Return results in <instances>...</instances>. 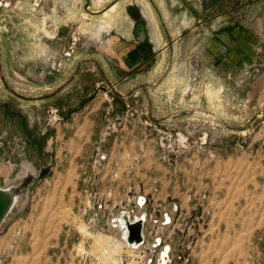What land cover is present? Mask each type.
<instances>
[{
	"label": "rangeland",
	"instance_id": "rangeland-1",
	"mask_svg": "<svg viewBox=\"0 0 264 264\" xmlns=\"http://www.w3.org/2000/svg\"><path fill=\"white\" fill-rule=\"evenodd\" d=\"M219 175L264 189V0H0L2 264H264V218L242 257L209 246Z\"/></svg>",
	"mask_w": 264,
	"mask_h": 264
},
{
	"label": "crops",
	"instance_id": "crops-1",
	"mask_svg": "<svg viewBox=\"0 0 264 264\" xmlns=\"http://www.w3.org/2000/svg\"><path fill=\"white\" fill-rule=\"evenodd\" d=\"M220 186H222V180L220 182L219 175L215 182L216 188L211 193L210 197V201H212L214 205L212 213L215 216L213 217V221L214 219L215 223L217 221V223H214L211 228L215 230L217 229L216 226L219 228L222 226L226 230L220 238L216 237V240L211 237L209 239V246H223V250L226 251V253H229L227 255L239 258L243 256V245L246 240H249L248 238L251 236L253 237L254 231L256 232V230H258L257 228H259L258 225L263 223L264 189H258L254 191L252 196H250L248 193H243L242 191L237 190V188H233L232 191L228 189L225 193ZM240 197L245 201L244 204H249V208H254L253 214H251L249 223L246 226L243 225L242 214H240L238 210L239 208H237L240 207ZM10 229L7 234L11 231ZM210 233L212 235V232ZM210 251L211 253L208 255L210 257H206V254L204 253L205 250L200 252V256L203 255L206 258H204L203 261L198 258L195 264H214L215 256L212 255L214 254V251L211 248ZM230 257L228 256L227 258Z\"/></svg>",
	"mask_w": 264,
	"mask_h": 264
},
{
	"label": "water",
	"instance_id": "water-1",
	"mask_svg": "<svg viewBox=\"0 0 264 264\" xmlns=\"http://www.w3.org/2000/svg\"><path fill=\"white\" fill-rule=\"evenodd\" d=\"M17 190L14 188L2 189L0 188V227L4 222L6 216L10 212L15 199L17 198ZM173 211H176V206H173ZM115 219V227L118 228L120 233V238L127 246L131 249H137L144 242V215L139 217H133L132 221L130 216L126 211H121ZM156 242H159L157 240ZM170 247L167 245L164 247L163 251L160 254L159 264H166L169 261L168 252Z\"/></svg>",
	"mask_w": 264,
	"mask_h": 264
},
{
	"label": "built area",
	"instance_id": "built-area-1",
	"mask_svg": "<svg viewBox=\"0 0 264 264\" xmlns=\"http://www.w3.org/2000/svg\"><path fill=\"white\" fill-rule=\"evenodd\" d=\"M144 198H142V197H138V199H137V201H136V204H137V206H140L141 208L142 207H144ZM143 209V208H142ZM129 212V211H128ZM173 212H175V211H173ZM129 214V213H128ZM141 215H144V218H145V223H144V229H143V232H144V242H143V244H141V246L140 247H142V246H144V244L146 243V232H145V225H146V223H147V216H146V213L143 211V212H141L139 215H133L132 216V218L133 217H139V216H141ZM129 216H130V214H129ZM163 218H162V220L159 222L160 224H161V226H166V225H169L170 223H172L171 221H172V218L170 217V214H168L167 212H164V214H163V216H162ZM131 218V217H130ZM115 229H117V231H118V228L117 227H114ZM121 239V238H120ZM157 240H159V242H156ZM159 243H160V237H156L155 238V240L151 243V246H149L150 247V251L151 252H153V248H154V246L156 247V246H158L159 245ZM168 245V244H167ZM167 245H164L163 246V248L161 249V251L159 252V254L157 255V257H156V263L157 264H159V262L161 261L160 259V254H161V252L163 251V249H164V247L165 246H167ZM139 247V248H140ZM138 249V248H137ZM152 261H153V259L151 258V257H148V263H152ZM169 263H171V260L169 259V261L166 263V264H169ZM0 264H2V260L0 259Z\"/></svg>",
	"mask_w": 264,
	"mask_h": 264
},
{
	"label": "bare ground",
	"instance_id": "bare-ground-1",
	"mask_svg": "<svg viewBox=\"0 0 264 264\" xmlns=\"http://www.w3.org/2000/svg\"><path fill=\"white\" fill-rule=\"evenodd\" d=\"M131 221H132V218L130 219ZM118 246H121V249H125L126 251H124L126 254H130V255H132L133 253H134V251H135V249L133 248V249H131V248H128L127 246H125V244L123 243V242H119V245ZM123 251H122V253H124ZM121 253V252H120ZM121 255V254H120ZM116 263V262H115ZM114 264V263H113ZM116 264H118V263H116Z\"/></svg>",
	"mask_w": 264,
	"mask_h": 264
}]
</instances>
